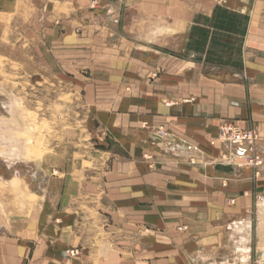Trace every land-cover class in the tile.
<instances>
[{"label":"crops","instance_id":"obj_1","mask_svg":"<svg viewBox=\"0 0 264 264\" xmlns=\"http://www.w3.org/2000/svg\"><path fill=\"white\" fill-rule=\"evenodd\" d=\"M23 2L32 11L31 28L21 26L25 55L18 56L16 18L10 58L38 65L44 77L83 83L90 114L117 148L104 156L114 201L101 206L126 219L99 225L91 214L71 215L74 198L86 193L81 167L50 174L46 166L33 186L0 175V264H168L156 241L146 247L147 221L166 225L161 209L178 212L169 227H187L167 233L176 243L168 247L171 264H264V199L242 196L261 191L264 173L254 179L250 169L234 168L229 179L214 162L205 177L178 160L197 147L210 151L226 121L256 130L264 151V0H0V17H16ZM5 31L1 25L0 40ZM144 125L166 136L145 135ZM145 138L179 153L156 156L158 170L146 173ZM69 249L79 256L66 258Z\"/></svg>","mask_w":264,"mask_h":264},{"label":"rangeland","instance_id":"obj_2","mask_svg":"<svg viewBox=\"0 0 264 264\" xmlns=\"http://www.w3.org/2000/svg\"><path fill=\"white\" fill-rule=\"evenodd\" d=\"M26 7L27 4L23 2L18 7L16 17H0V27L3 25L7 30L0 40V44L5 47L0 53V122L8 123L6 126L0 127V154H6L0 155V175L6 180L11 175H14L19 177V179L21 178L28 185L33 186L35 185L36 176L40 175L41 170L45 169L46 166L49 167L50 174L53 169L63 170L73 166L81 167V177L76 176L78 178L76 179L86 186V193L84 195L79 193L74 198L75 203L72 205L74 209L71 215L74 218H79L84 217L85 214L88 216L91 214L93 219H98L99 225L101 220L111 223V218L115 223L121 224L126 219L123 211L106 210L104 206H101L104 205L103 202L106 197H110V201H114L111 196V188H109L110 195L107 194L105 173L108 170L109 160L106 162L107 158H104L106 153L110 154L112 149L116 148L113 141L114 138L111 131L101 127L102 125L96 122L95 116L90 114L87 100L82 92L83 83L75 81L70 76L60 80H58L56 75L51 78L48 76L44 77L42 69L38 65L35 64L34 70H31L26 68L24 58L22 62L18 60L17 64L15 60L10 58V25L11 22L13 25L16 18L19 24L16 42L18 56L21 52L23 56L25 55V35L23 32L24 28L21 26L26 27L29 24L28 26L31 28L32 19V11L27 13ZM35 36L37 35L35 34ZM15 49L14 47L13 50ZM11 100H13V103H11ZM14 101L18 103L16 104ZM1 117L4 118L2 119ZM13 118L15 121H13ZM11 119L12 121H10ZM223 123L231 122H222L220 126ZM238 127L241 128L240 126ZM4 129L5 131L7 130V133ZM243 130L252 131L256 135L255 152L264 159V151L260 148L261 137L257 131L252 128ZM10 133L13 139L15 138V143L2 140L1 135L5 134L8 136ZM142 133L157 138L166 136V131L163 128H151L147 125L143 126ZM159 133L162 135H159ZM145 141L147 146L145 154L146 173L158 170V164L154 161L156 156H171L174 153H179L178 151L158 150L149 146L150 142L147 138H145ZM14 147L20 149L21 157L16 159L8 157L11 151L13 152ZM197 148L199 151H189L187 157L178 159L180 160L179 164L183 167L191 168L205 177L210 176V169L213 167L214 162H217L216 165H231L233 168L246 167L253 172L254 179L261 177L264 173V162L259 167L245 165L247 160L244 156L248 154L238 147L219 142L217 137L216 142H210V151H205V149L200 147ZM213 151L216 153H213ZM109 158H111V155ZM235 176V172L232 171L228 178L236 179ZM226 184L227 180L222 181L223 186ZM242 196H250L252 201L255 202L262 200L264 199V185H262L261 191H243ZM149 197L152 196L147 195V201H149ZM85 201L92 202V205L97 202V209L90 211L88 206L84 204ZM80 202L81 205L79 206L78 203ZM255 212L254 210L252 211V213ZM157 213L162 218L163 225L166 224L167 226L165 225V227L162 226L161 228L147 221L145 232L146 247L150 249L156 241V244L160 245L163 250L161 261L169 264V260L173 256H169L168 247L173 244L175 249L176 243L169 241L170 237L167 233L170 229L174 230V232L175 229L177 232H185L187 227L181 225L168 226V222H175L178 218L176 210L161 209ZM152 216L153 213L147 210V220ZM107 218L108 220H106ZM118 234L119 236L114 233L113 237L115 239L121 238V232ZM109 237H111V234ZM119 244L120 242H116L117 246ZM117 246H114V248ZM79 254L78 250L69 249L65 252V257L74 259ZM154 260L152 256L147 258V262Z\"/></svg>","mask_w":264,"mask_h":264},{"label":"built area","instance_id":"obj_3","mask_svg":"<svg viewBox=\"0 0 264 264\" xmlns=\"http://www.w3.org/2000/svg\"><path fill=\"white\" fill-rule=\"evenodd\" d=\"M92 7H94V3ZM160 134L161 133H159V135ZM217 139L223 144L238 147L243 150L244 153L248 154L244 156L247 160L245 165L259 167L263 164L264 159L255 152L256 135L252 131L243 130L232 123H223L220 126ZM71 254H73V252H71Z\"/></svg>","mask_w":264,"mask_h":264},{"label":"bare ground","instance_id":"obj_4","mask_svg":"<svg viewBox=\"0 0 264 264\" xmlns=\"http://www.w3.org/2000/svg\"><path fill=\"white\" fill-rule=\"evenodd\" d=\"M14 99V98H13ZM15 100V99H14ZM15 103H16V101H14ZM10 103V102H9ZM11 103H13V100H11ZM18 103V102H17ZM16 103V104H17ZM11 105V104H10ZM9 107V106H8ZM14 107V106H13ZM15 108V107H14ZM13 108V109H14ZM19 108H20V106H19ZM22 108V107H21ZM13 109H12V111H13ZM7 110V109H6ZM8 111V110H7ZM11 111V110H10ZM18 111V110H17ZM3 116H5V115H3ZM17 117V116H16ZM2 118V117H1ZM4 118V117H3ZM2 118V119H3ZM6 120H8V119H6ZM4 121V120H3ZM10 121H12V119L10 120ZM13 121H15L14 120V118H13ZM10 123V122H9ZM8 123L7 122H0V127L2 128L3 126H6ZM13 124V123H12ZM27 125V124H26ZM16 126H17V124H16ZM5 129H7L6 127H5ZM5 129H4V131H5ZM20 129V128H19ZM3 131V130H2ZM3 131V133H5ZM7 133V132H6ZM17 133V132H16ZM2 136V140H7V141H10L11 143H13V136H11V133H10V135H8V136H6L5 134H3V135H1ZM1 142V141H0ZM15 143V142H14ZM5 149V148H4ZM2 151H4V150H2ZM2 151H1V153H2ZM5 152V151H4ZM5 154V153H4ZM4 154H0L1 156H3ZM8 154H9V152H8ZM7 154V155H8ZM6 155V154H5ZM21 155V152H20V149L18 148V147H14V150H13V152L11 151V154H9L8 156H10V157H12V158H16V157H18V156H20ZM261 211H262V213H263V217H264V207L261 205ZM260 208V207H259ZM260 213V212H259ZM260 221V220H259ZM246 224V223H245ZM263 224H264V220H263ZM242 225V224H241ZM247 225V224H246ZM248 226V225H247ZM235 227V226H234ZM236 229H238V228H236ZM240 229V228H239ZM248 229V228H247ZM247 229L245 230V232L247 231ZM242 230V229H241ZM236 231V230H235ZM235 231H234V233H235ZM240 231V230H239ZM237 232V231H236ZM245 232H243V234L245 233ZM247 234V233H246ZM264 235V234H263ZM246 236V235H245ZM244 236V237H245ZM242 238V237H241ZM244 242H246V240L244 241ZM239 243V242H238ZM240 244V243H239ZM243 246V245H242ZM262 250V249H261ZM244 259V258H243Z\"/></svg>","mask_w":264,"mask_h":264},{"label":"water","instance_id":"obj_5","mask_svg":"<svg viewBox=\"0 0 264 264\" xmlns=\"http://www.w3.org/2000/svg\"><path fill=\"white\" fill-rule=\"evenodd\" d=\"M153 138L155 139L154 136ZM214 169L216 171H221L223 173L229 174L230 172L233 171L234 168L231 165L218 164L214 167Z\"/></svg>","mask_w":264,"mask_h":264}]
</instances>
